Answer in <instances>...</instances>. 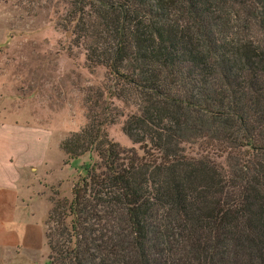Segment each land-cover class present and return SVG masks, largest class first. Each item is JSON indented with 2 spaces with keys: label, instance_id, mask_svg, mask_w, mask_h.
I'll return each instance as SVG.
<instances>
[{
  "label": "trees",
  "instance_id": "trees-1",
  "mask_svg": "<svg viewBox=\"0 0 264 264\" xmlns=\"http://www.w3.org/2000/svg\"><path fill=\"white\" fill-rule=\"evenodd\" d=\"M56 5L105 84L60 143L96 158L50 200L44 264H264V0ZM118 117L140 154L107 138Z\"/></svg>",
  "mask_w": 264,
  "mask_h": 264
},
{
  "label": "rangeland",
  "instance_id": "rangeland-1",
  "mask_svg": "<svg viewBox=\"0 0 264 264\" xmlns=\"http://www.w3.org/2000/svg\"><path fill=\"white\" fill-rule=\"evenodd\" d=\"M56 1L0 0V78L13 90L21 88L23 97L30 100L29 114L38 115L43 125L46 165L51 170L45 178L49 202L52 198L69 199L82 165L96 158L90 153L71 161L59 146L86 123V90L105 84V70L89 68L83 54L72 47L70 36L57 27L63 9ZM112 104L123 109L124 114L134 112L133 108L124 109L119 101L112 100ZM123 119L118 117L104 127L107 138L120 148H133L140 154L138 146L121 131ZM185 154L197 155L194 147H185ZM48 182L53 183L47 185ZM45 248L47 251L46 243Z\"/></svg>",
  "mask_w": 264,
  "mask_h": 264
},
{
  "label": "crops",
  "instance_id": "crops-1",
  "mask_svg": "<svg viewBox=\"0 0 264 264\" xmlns=\"http://www.w3.org/2000/svg\"><path fill=\"white\" fill-rule=\"evenodd\" d=\"M0 78V264H44L46 200L44 128L28 112L21 88ZM57 183L59 182L58 180ZM54 181V182H55ZM53 182H48L51 185ZM49 207H44V203Z\"/></svg>",
  "mask_w": 264,
  "mask_h": 264
}]
</instances>
